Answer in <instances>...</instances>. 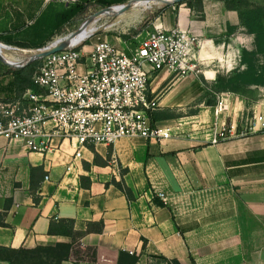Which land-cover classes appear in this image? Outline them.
<instances>
[{"label":"crops","instance_id":"1","mask_svg":"<svg viewBox=\"0 0 264 264\" xmlns=\"http://www.w3.org/2000/svg\"><path fill=\"white\" fill-rule=\"evenodd\" d=\"M133 1L0 0V100L20 95L13 71L67 36L80 14L124 10ZM166 15L161 26L188 30L198 41L195 73L163 71L150 81L159 105L153 123L172 129V137L161 143L124 138L79 149L56 140L48 153L0 138V210L9 208L0 246L71 244L70 237L50 235L49 228L73 220L76 232H86L90 223L92 230L62 264H116L121 251L134 252L139 264L154 257L180 264H264V133L211 144L213 131L227 120L203 106L208 86L242 65L243 53L256 48L255 37L222 0L204 1V19L186 4ZM96 155L107 164H97ZM113 180H124L135 200ZM32 186L39 188L38 203ZM76 247L94 249L99 257L78 259Z\"/></svg>","mask_w":264,"mask_h":264},{"label":"built area","instance_id":"2","mask_svg":"<svg viewBox=\"0 0 264 264\" xmlns=\"http://www.w3.org/2000/svg\"><path fill=\"white\" fill-rule=\"evenodd\" d=\"M78 33L55 38L36 55H43L33 78L37 90L0 100V138L22 142L31 152L48 153L56 140L60 146L70 142L79 149L114 145L124 138L161 143L172 137V129L153 123L159 105L150 95V81L163 71L181 77L196 72L194 35L178 27L157 26L137 49L125 52L106 41L81 44ZM258 131L264 133L263 115L248 121L241 131L224 124L213 131L211 144ZM80 156L78 151L76 157Z\"/></svg>","mask_w":264,"mask_h":264},{"label":"rangeland","instance_id":"3","mask_svg":"<svg viewBox=\"0 0 264 264\" xmlns=\"http://www.w3.org/2000/svg\"><path fill=\"white\" fill-rule=\"evenodd\" d=\"M249 2L264 7V0H249ZM170 5L173 6L170 7ZM180 6L181 3L178 0H173V2L171 0H151V2L143 5L141 3L130 4V8L126 12H118L114 15L112 14L115 9L100 10L95 8L87 10L80 14L73 23L68 35L81 32L79 35L82 41L81 44L87 43V45L92 46L97 42L106 41L121 51L129 52V50L137 49L141 41L148 33L153 32L155 27L161 26V22L166 18L170 8H174L176 11ZM252 11L253 7L242 9V13L246 18ZM37 54L33 55L34 59L30 61L34 66H40L42 63L41 57H37ZM243 60L247 63H242L234 71L225 75L230 77L237 73L251 72L256 76L261 75L264 77V54H256L255 48L248 55H243ZM208 89L210 91L203 97V106L211 107L212 111L226 119L227 127L235 125L241 131L248 121L254 120L255 116H264V85L243 86L239 93H228L229 96L224 97L225 101L222 97L218 98L215 93V84L208 86ZM205 96H208L207 99H205ZM221 102L223 105H221ZM232 120L235 123L231 124ZM74 252L75 256L82 260L96 261L99 257V253L94 249L81 250L76 247ZM124 264H131V260H126ZM140 264H172V262L163 258H148Z\"/></svg>","mask_w":264,"mask_h":264},{"label":"trees","instance_id":"4","mask_svg":"<svg viewBox=\"0 0 264 264\" xmlns=\"http://www.w3.org/2000/svg\"><path fill=\"white\" fill-rule=\"evenodd\" d=\"M204 1L205 0H186L180 2L186 4L188 8L196 11L199 14L201 19H204ZM226 8L230 11H236L240 15V19L244 27L248 32L255 37L256 45V54H264V7L259 5H254L249 0H222ZM253 7V11L245 17L242 13L243 8ZM263 22V23H262ZM249 52L245 51L243 55H248ZM243 64H246L247 61L242 60ZM13 66V64H8ZM41 66V65H40ZM40 66H34L29 64L23 69L14 70V85L19 90L21 96L28 89H35L37 87L32 80L34 74ZM253 86V85H264V77L261 75H254L251 72L237 73L233 76H226L223 74L218 75L216 80V94L222 93H239L241 92L243 86ZM17 96V97H19ZM15 97V98H17ZM14 98V99H15ZM153 115V122H155ZM100 157L96 155L95 162L97 164L106 165L107 162L100 161ZM128 171L124 170L123 173ZM118 189H120L130 201L135 200V195L130 188L127 187L124 180L117 182L113 180L112 182ZM87 186V185H86ZM34 200L36 203L40 201L37 192L39 188H31ZM9 208L0 210V227H8L7 216ZM92 224H89L88 230L86 232H76L74 230V221L73 220H63L59 224L52 223L49 228L50 235H61L67 236L72 239L71 244L59 243L56 246H37L34 249H12L0 246V261L6 264H62L64 261H67L70 258L73 247L81 239H83L92 229ZM102 226V224H101ZM146 243L144 244L143 249L145 250ZM116 264H124L126 260H131V264H138L140 258L133 254L131 255L128 252L121 251L118 254H115ZM162 258V257H154ZM165 259V258H163ZM166 260V259H165ZM172 264H180L177 261H170ZM194 263V262H193Z\"/></svg>","mask_w":264,"mask_h":264},{"label":"bare ground","instance_id":"5","mask_svg":"<svg viewBox=\"0 0 264 264\" xmlns=\"http://www.w3.org/2000/svg\"><path fill=\"white\" fill-rule=\"evenodd\" d=\"M148 1L151 2V0H147V1H146V0H138V1H136V2H140L141 5H143L144 3H149ZM140 3H139V4H140ZM131 4H133V2H132ZM129 8H130V5H129V7L124 8V10H120V9L115 10L114 13H113L112 15H114L115 13H118V12H119V13H120V12H121V13H124V12H126ZM103 14H108V13H103ZM78 34L80 35L81 32H79ZM79 38H80V36H79ZM8 64H12V63H8Z\"/></svg>","mask_w":264,"mask_h":264},{"label":"water","instance_id":"6","mask_svg":"<svg viewBox=\"0 0 264 264\" xmlns=\"http://www.w3.org/2000/svg\"><path fill=\"white\" fill-rule=\"evenodd\" d=\"M64 45H65V44H64ZM64 45H63V46H64ZM64 48H65V46H64V47H61V48H58V49H56L55 52L62 51ZM37 57H43V55H38Z\"/></svg>","mask_w":264,"mask_h":264}]
</instances>
